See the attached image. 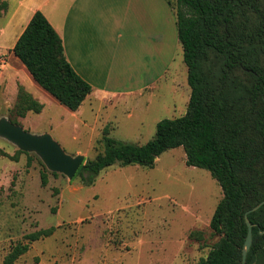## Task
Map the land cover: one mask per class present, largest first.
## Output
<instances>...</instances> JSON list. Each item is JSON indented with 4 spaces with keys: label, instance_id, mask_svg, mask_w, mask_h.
<instances>
[{
    "label": "rangeland",
    "instance_id": "obj_1",
    "mask_svg": "<svg viewBox=\"0 0 264 264\" xmlns=\"http://www.w3.org/2000/svg\"><path fill=\"white\" fill-rule=\"evenodd\" d=\"M21 1L25 11L32 2H46L44 11L56 16L72 2ZM170 1L176 7V0ZM21 11L14 20L8 8L0 16V55L6 60L0 66V118L15 120L32 133L52 134L67 153L82 154L86 162L103 152L106 127L116 139L143 144L155 136L160 120L186 113L191 87L171 16L167 41L157 46L170 49L175 43V55L164 69L108 95L93 93L73 111L44 90L13 53L26 21ZM20 87L43 103L41 112L19 115ZM222 197L220 184L207 169L186 164L183 147L164 151L153 167L113 165L87 185L80 175L69 178L51 171L37 153L0 136V264L16 242L26 241V234L51 226L56 227L53 234L34 241L17 262L198 264L220 237L210 221Z\"/></svg>",
    "mask_w": 264,
    "mask_h": 264
},
{
    "label": "trees",
    "instance_id": "obj_2",
    "mask_svg": "<svg viewBox=\"0 0 264 264\" xmlns=\"http://www.w3.org/2000/svg\"><path fill=\"white\" fill-rule=\"evenodd\" d=\"M167 2L175 9L177 40L188 68L186 113L160 120L155 136L143 144L116 139L106 127L103 152L83 162L75 176L90 185L108 167H153L164 151L183 147L186 164L207 169L223 192L210 221L220 237L198 264H264V203L248 213L253 240L244 260L246 213L264 200V0H176V7ZM7 8L8 1L0 0V16ZM12 51L32 78L70 110H78L94 90L70 63L62 36L41 10ZM43 107L20 87L19 115ZM55 229L26 234V241L11 247L5 264H22L17 260L31 244Z\"/></svg>",
    "mask_w": 264,
    "mask_h": 264
},
{
    "label": "crops",
    "instance_id": "obj_3",
    "mask_svg": "<svg viewBox=\"0 0 264 264\" xmlns=\"http://www.w3.org/2000/svg\"><path fill=\"white\" fill-rule=\"evenodd\" d=\"M23 3L8 0L9 19L18 16L20 10L26 18L20 34L33 14L41 10L62 36L72 66L93 85L91 94L108 95L141 82L148 73L158 74L175 55V43L170 49L168 45L163 50L158 48L167 41L169 16L177 39L175 17L167 0H72L59 16L44 11L46 2H32L27 11ZM123 81L128 82L126 86H110Z\"/></svg>",
    "mask_w": 264,
    "mask_h": 264
},
{
    "label": "water",
    "instance_id": "obj_4",
    "mask_svg": "<svg viewBox=\"0 0 264 264\" xmlns=\"http://www.w3.org/2000/svg\"><path fill=\"white\" fill-rule=\"evenodd\" d=\"M0 136L14 142L23 151L37 153L51 171L63 173L69 178L75 176L78 169L85 161V156L82 154L73 156L67 153L52 134L48 132L40 134L32 133L25 130L20 124L14 123L6 117L0 118ZM263 203L264 200L249 209L246 213L248 234L245 240L244 260L253 240V224L248 218V213L258 209Z\"/></svg>",
    "mask_w": 264,
    "mask_h": 264
},
{
    "label": "built area",
    "instance_id": "obj_5",
    "mask_svg": "<svg viewBox=\"0 0 264 264\" xmlns=\"http://www.w3.org/2000/svg\"><path fill=\"white\" fill-rule=\"evenodd\" d=\"M6 60L0 55V66L5 65Z\"/></svg>",
    "mask_w": 264,
    "mask_h": 264
}]
</instances>
